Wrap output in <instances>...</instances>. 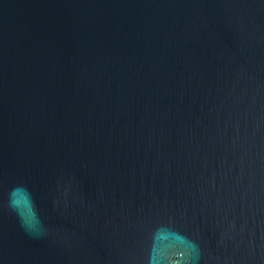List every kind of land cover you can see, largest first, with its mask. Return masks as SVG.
Returning a JSON list of instances; mask_svg holds the SVG:
<instances>
[{"label": "water", "instance_id": "obj_1", "mask_svg": "<svg viewBox=\"0 0 264 264\" xmlns=\"http://www.w3.org/2000/svg\"><path fill=\"white\" fill-rule=\"evenodd\" d=\"M0 264H264V0H0Z\"/></svg>", "mask_w": 264, "mask_h": 264}]
</instances>
